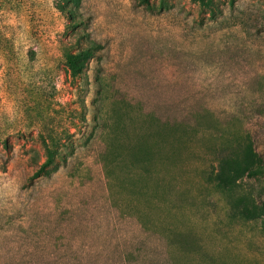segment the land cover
Returning a JSON list of instances; mask_svg holds the SVG:
<instances>
[{"label": "rangeland", "instance_id": "rangeland-1", "mask_svg": "<svg viewBox=\"0 0 264 264\" xmlns=\"http://www.w3.org/2000/svg\"><path fill=\"white\" fill-rule=\"evenodd\" d=\"M234 156L264 172V0H0V264H264Z\"/></svg>", "mask_w": 264, "mask_h": 264}, {"label": "trees", "instance_id": "trees-1", "mask_svg": "<svg viewBox=\"0 0 264 264\" xmlns=\"http://www.w3.org/2000/svg\"><path fill=\"white\" fill-rule=\"evenodd\" d=\"M72 5L75 7L81 6L82 0H69ZM195 2H202L203 0H192ZM60 12L65 15L66 17L70 18L72 22L76 25H82L81 22L76 17L74 10H60ZM88 46L85 49L80 50L77 53H72L70 51H67L64 53L65 62L69 68L71 77L73 79L79 77L84 69L86 68V64L92 60L99 49L102 48V45L97 42L96 40L87 39ZM142 152H144L142 150ZM223 162L220 163V171L217 173L216 180L217 185L221 187V189L225 193L232 192L234 194V189L232 188V182L231 180L234 179L238 181L240 178L244 177L245 175L249 178L258 179L261 175H263V170H261L259 167H256L254 169L252 168H242V164L237 156L232 157L229 159H223ZM53 163V156H48L47 160L41 165L38 172L35 174V176H39L40 173L44 171L46 167L51 166ZM243 200H247V204L250 205V207H247L245 209V214L251 218L256 217V205L254 203V200H251L247 197H240L239 199L236 198L237 204L234 205V207H239L238 201L240 203H243ZM247 206V205H246Z\"/></svg>", "mask_w": 264, "mask_h": 264}, {"label": "crops", "instance_id": "crops-1", "mask_svg": "<svg viewBox=\"0 0 264 264\" xmlns=\"http://www.w3.org/2000/svg\"><path fill=\"white\" fill-rule=\"evenodd\" d=\"M146 217H148V215H147ZM148 238H150V237H148V235H145V236H144V235H143V236H142V235H138V236H136V238L133 240V244L136 245V240H146V239H148ZM152 239H154V241L157 240V239H156V236H154V235L152 236ZM164 241H166V238H165V237H164ZM135 251H136V249H135ZM140 253H141V252H139V254H140ZM146 253H148V252H145V251H144V252H143V255H146Z\"/></svg>", "mask_w": 264, "mask_h": 264}]
</instances>
